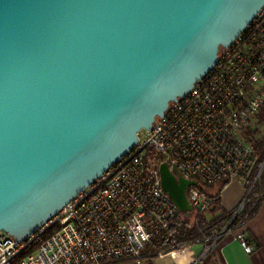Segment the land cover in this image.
I'll list each match as a JSON object with an SVG mask.
<instances>
[{
    "label": "water",
    "instance_id": "1",
    "mask_svg": "<svg viewBox=\"0 0 264 264\" xmlns=\"http://www.w3.org/2000/svg\"><path fill=\"white\" fill-rule=\"evenodd\" d=\"M262 6L0 0V232L21 243L54 218L214 68ZM158 168L189 217L196 182Z\"/></svg>",
    "mask_w": 264,
    "mask_h": 264
},
{
    "label": "built area",
    "instance_id": "2",
    "mask_svg": "<svg viewBox=\"0 0 264 264\" xmlns=\"http://www.w3.org/2000/svg\"><path fill=\"white\" fill-rule=\"evenodd\" d=\"M261 8L233 44L221 50L214 68L151 131H140L135 147L54 218L21 243L0 232V264H144V247L158 234L177 219L213 209L210 187L250 180L253 187L264 162L257 170L255 150L264 139ZM163 163L196 182L185 192L193 210L187 218L161 189L158 167ZM241 228L230 233L251 254L254 246ZM48 229L54 230L23 255Z\"/></svg>",
    "mask_w": 264,
    "mask_h": 264
},
{
    "label": "trees",
    "instance_id": "3",
    "mask_svg": "<svg viewBox=\"0 0 264 264\" xmlns=\"http://www.w3.org/2000/svg\"><path fill=\"white\" fill-rule=\"evenodd\" d=\"M258 154V162L256 169L258 170L264 160V139L257 145L255 150ZM258 181L251 188L252 180L246 183L248 195L245 198L243 207L238 216L233 218V213H227L220 207L219 192L228 185L227 181H222L219 184L209 188V193L214 199L213 209L207 212L206 215L199 214L197 217L192 218V221L188 219H177L175 225L168 231L161 233L152 239L146 247H144V255L147 257H155L163 253L176 250L181 245L190 244L193 242H200L206 240L205 245L209 247L219 235L223 232V229L227 232L237 229V227H243V225L256 216L259 207L264 202V168L261 172V176L258 177ZM229 221V223H227ZM231 222V223H230ZM54 229H48L36 238L32 245L23 251V255L34 251L40 243L48 237ZM222 230V231H221Z\"/></svg>",
    "mask_w": 264,
    "mask_h": 264
},
{
    "label": "crops",
    "instance_id": "4",
    "mask_svg": "<svg viewBox=\"0 0 264 264\" xmlns=\"http://www.w3.org/2000/svg\"><path fill=\"white\" fill-rule=\"evenodd\" d=\"M218 192L219 205L227 213H233L249 193L246 183L242 182H231ZM240 232L254 246L251 254L244 251L234 233L228 232L219 236L209 247L205 245L206 240L181 245L175 253L146 256L144 264H264V202L256 216Z\"/></svg>",
    "mask_w": 264,
    "mask_h": 264
},
{
    "label": "rangeland",
    "instance_id": "5",
    "mask_svg": "<svg viewBox=\"0 0 264 264\" xmlns=\"http://www.w3.org/2000/svg\"><path fill=\"white\" fill-rule=\"evenodd\" d=\"M263 119H264V117H263ZM243 203H244V202H243ZM243 203H242V204H243ZM236 211H237V209L233 212V217H234V216L236 217V216L239 215L240 212H239L238 214H236ZM206 214H207V213H206ZM206 214H203V215H206ZM235 214H236V215H235ZM197 216H198V215L194 214V215H192L190 218H188V220H189V221H192V220H193L192 218H195V217H197ZM250 221H251V220H250ZM250 221H249V222H250ZM249 222L245 223L241 229H244V228L248 225ZM227 223H229V221H228ZM224 229H225V228H224ZM224 229H223V231H224ZM221 231H222V230H221ZM247 237H248V236H247Z\"/></svg>",
    "mask_w": 264,
    "mask_h": 264
}]
</instances>
